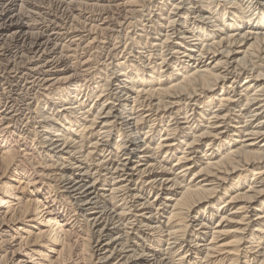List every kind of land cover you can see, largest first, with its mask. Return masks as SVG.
<instances>
[{"label": "bare ground", "instance_id": "obj_1", "mask_svg": "<svg viewBox=\"0 0 264 264\" xmlns=\"http://www.w3.org/2000/svg\"><path fill=\"white\" fill-rule=\"evenodd\" d=\"M139 1L128 0L117 8L131 13ZM148 1L155 8V16L150 19L151 26L141 29L146 36H140L149 38V28L152 29L156 36H151L152 45L142 42L146 39L138 40L137 54L110 63L114 72L102 71L107 79L96 81L93 87L81 82L79 73L60 70L62 61L54 57L55 47H49V40L43 42L44 35L34 33L41 27L29 16L34 11L24 10L26 5L29 7L28 0H0V69L16 76L8 74L9 80L13 79L8 87L11 92L18 80L27 81L34 76L29 83L36 91L32 103L41 116L37 121V111L32 113L28 119L32 130L27 132L41 146L39 154L44 152L51 164L40 167L36 174L23 166L25 159L34 157L33 142L31 145L24 133L16 140L18 119L15 120L20 111L14 105L17 101L5 104L0 94V171L7 180L0 186V211L13 199L19 206L0 212V226L10 225L8 228L12 229L8 232L0 228V254L7 244L22 239L19 249L13 251L14 258L19 256L16 260L30 245L41 250L30 248L32 253H27L32 260L41 257L36 264H80L72 262L67 254L73 247L74 231L70 225L84 223L89 228V238L93 236L90 228L94 236L98 235L89 252L91 260H98V264H264V0ZM69 4L74 5L73 1ZM104 25L99 26L102 33L111 27ZM95 38L93 43L94 39L98 41ZM8 41L15 45H7ZM18 55L23 59L19 65ZM90 59L82 63L83 68L88 67ZM20 65L27 67L25 75H21ZM37 86L43 94L37 93ZM94 96L92 106L83 102ZM169 117L170 122L163 125ZM181 117L185 127L179 121ZM149 119L153 127L159 123L161 131L166 132L153 149L151 142L160 136L152 128L143 134V124ZM174 121L177 123L172 126ZM118 129L120 136L116 140L113 132ZM114 146L119 149L117 160L106 161L114 158ZM101 148L110 154L97 162L100 155L95 153ZM162 154L164 160L158 162ZM199 154L202 157L197 161ZM172 159H177L176 165L168 170L165 166ZM191 175V183H187ZM236 175L239 176L234 179ZM199 178L203 179L196 183ZM133 186L141 188L134 190ZM50 191H56L62 209L60 201L50 197ZM144 191L155 193L158 198L163 193L165 198L159 200L161 209H157V215L152 211L148 216L139 215L138 211L134 215L138 220L128 222L125 210L131 209L132 201L143 212L151 208L152 203L142 198ZM254 213L255 219L251 217ZM216 219H220L219 227L209 234V225ZM194 224H198V229L191 239ZM251 227L254 229L249 233ZM229 228L235 231H228ZM132 231L137 233L136 238L131 236ZM109 236L105 243L104 238ZM139 238L148 243L143 250L134 242ZM0 258V264H5L7 255Z\"/></svg>", "mask_w": 264, "mask_h": 264}, {"label": "rangeland", "instance_id": "obj_2", "mask_svg": "<svg viewBox=\"0 0 264 264\" xmlns=\"http://www.w3.org/2000/svg\"><path fill=\"white\" fill-rule=\"evenodd\" d=\"M31 1V2H30ZM61 1H63V0H28V4H29V7H26L25 6V8H24V10H26V9H30L29 11H31V12H33L34 11V13L36 14H31V15H29L30 17H31V20H32V18H33V20L32 21H35L36 22V20H37V22L36 23H38L39 25H40V27L42 28H39V30H36V31H34V33L35 34H37L38 32L41 34V35H44V37H43V42H45V43H47V40H49V42H48V45L50 44V48H53V47H55V52H56V54L54 55V57L56 56V57H60V59H61V63H60V65L59 66H62L61 68H60V70L62 69H64V70H70L71 69V72L72 71H74V72H72V73H79L78 75H79V78H84V80H83V78H82V80H81V82H83L84 84H85V82H86V84L87 85H90V86H96V81H103V78H105L104 80H106L107 78L105 77L106 75H105V73H103V72H106V74H108V73H110V74H112L113 72H114V65H110V63H114V61L116 60V59H123V58H127V59H129L130 58V55L132 56V55H136L137 54V52H138V49H137V46L136 45H138L137 44V42H138V40H140V39H142L143 38V40L144 39H146V40H144V41H142L143 43H146L145 45H152L151 43H153L152 42V40L151 39H153L154 37H156L155 35H154V31L152 32L151 30H150V19H151V17H153V16H155V8H153V7H151V6H153L152 5V3L150 2V1H148V0H141V2H140V4H139V6H138V4H137V7L135 8V10H134V12H136V11H138V12H136V13H134V12H131L130 13V11H129V13L126 11V10H124V8H117V5H119V3L120 4H123L124 2H127L128 0H64L63 2H61ZM69 1V2H68ZM71 1H73V4L74 5H72V6H70L71 4H69ZM81 3H80V2ZM98 1V2H97ZM79 2V3H78ZM111 2H113V3H111ZM122 2V3H121ZM146 2V3H145ZM149 2V3H148ZM174 2H176V3H179V2H181V0H174ZM173 2V3H174ZM33 3V4H32ZM65 3V4H64ZM68 3V4H67ZM86 3H87V5H86ZM92 3V4H91ZM94 3V4H93ZM109 3V4H108ZM79 4V5H78ZM85 4V5H84ZM89 4H91V5H89ZM96 4H98V6L96 5ZM101 4V5H100ZM106 4V5H105ZM114 4V5H113ZM142 4H143V6H142ZM34 5V6H33ZM60 5V6H59ZM81 5V6H80ZM82 5H84V6H82ZM103 5H105V7L103 6ZM146 5H148V6H146ZM66 6H67V8H66ZM76 6H79V7H76ZM85 6L87 7V8H85ZM99 6H101V8L99 7ZM102 6H103V8H102ZM112 8V9H110V7ZM145 6V7H144ZM33 7V8H32ZM69 7L71 8V7H73V8H71L70 10H69ZM82 7V8H81ZM84 7V8H83ZM91 7H93V8H91ZM109 7V10L107 9ZM138 7H140V9L138 8ZM32 8V9H31ZM95 8H97V9H95ZM117 8V9H116ZM143 8V9H142ZM149 8V9H148ZM153 8V9H152ZM74 9H76V10H74ZM78 9H80V10H78ZM86 11H85V10ZM93 10L92 12H90V11H88V10ZM102 9V10H101ZM113 9L115 10V11H113ZM20 10V9H19ZM79 12H78V11ZM98 12H97V11ZM99 10H100V13H101V15H100V13H99ZM117 10V11H116ZM144 10V11H143ZM38 11V12H37ZM84 11V12H83ZM95 11V12H94ZM103 11V12H102ZM105 11V12H104ZM123 11V12H122ZM143 11V12H142ZM171 11H172V8H171ZM25 12V11H24ZM126 12V13H125ZM149 12V13H148ZM73 13H74V15H73ZM80 13H82V14H80ZM92 13V14H91ZM108 13V14H107ZM134 13V14H133ZM144 13V14H143ZM38 14V15H37ZM114 14V16L116 17H114L113 18V15ZM124 14H125V16H124ZM128 14V15H127ZM133 14V15H132ZM152 14H154V15H152ZM80 15V16H79ZM108 15L109 16H111V18H109L108 17ZM121 15V16H120ZM127 15V16H126ZM130 15V16H129ZM131 15H132V17H133V19H132V17H131ZM143 15V16H142ZM72 16V17H71ZM75 18H74V17ZM82 16V17H81ZM101 16V17H100ZM136 16V17H135ZM148 16V17H147ZM37 17V18H36ZM127 17H129V18H127ZM131 17V18H130ZM145 17V18H144ZM150 17V18H149ZM105 18H107V19H105ZM109 18V19H108ZM124 18V19H123ZM56 19V20H55ZM79 19V20H78ZM105 19V20H104ZM111 19H113V20H111ZM136 19V20H135ZM149 21H148V20ZM86 20V21H85ZM100 20V21H99ZM111 20V21H110ZM115 20V21H114ZM128 20V21H127ZM131 20V21H130ZM44 22V21H46V22H44V23H40V22ZM54 21H56V22H54ZM82 23H81V22ZM104 21H106V22H104ZM132 21H134V22H132ZM85 24H84V23ZM93 22V23H92ZM112 22V23H111ZM121 22H123V23H121ZM138 22V23H137ZM54 23H56V24H54ZM79 23V24H78ZM133 23H134V25H133ZM137 23V24H136ZM143 23V24H142ZM146 23V24H145ZM43 26H42V25ZM74 24H75V26H74ZM78 24V25H77ZM82 24V25H81ZM87 24H88V27H87ZM92 24H94V25H92ZM103 24H106V25H104V27H107V28H109L110 26V28H109V30H110V32H109V30H108V32L107 33H109V34H107L106 32H104V33H102V31L99 29V26H103ZM131 24V25H130ZM136 24V25H135ZM80 25V26H79ZM83 25H85V26H83ZM91 25H92V28L94 27L95 28V31H94V29L92 30V28H91ZM96 25H97V27H96ZM108 25V26H107ZM121 25V26H120ZM147 26V25H150V26H148V28H149V33H151V35H150V40H147V39H149V38H145V37H141L140 35H142L143 34V32H141L142 30H143V27L144 26ZM116 26V27H115ZM48 27V28H47ZM82 27V28H81ZM86 27V28H85ZM91 29H90V28ZM113 27H115V28H113ZM120 27V28H119ZM123 27V28H122ZM133 27H135V28H133ZM140 27V28H139ZM76 28V29H75ZM80 28V29H79ZM88 28V29H87ZM128 28V29H127ZM45 29V30H44ZM84 29V30H83ZM87 29V30H86ZM99 29V30H98ZM115 29V30H117L116 32L114 31L113 32V30ZM123 29H125V30H123ZM131 29H133L132 31H131ZM142 29V30H141ZM48 30V31H47ZM54 30H55V32L57 33H55L54 32ZM59 30V31H58ZM76 30V31H75ZM78 30V31H77ZM86 30V31H85ZM96 30H98V31H96ZM120 30H122V31H120ZM84 31V32H83ZM88 31V32H87ZM94 31V32H93ZM99 31H101V32H99ZM129 31V32H128ZM60 32V33H59ZM78 32V33H77ZM95 32H96V34H95ZM122 32V33H121ZM128 32V33H127ZM135 32V33H134ZM44 33V34H43ZM54 33V34H53ZM59 33V34H58ZM89 33H90V35H89ZM106 33V34H105ZM113 33V34H112ZM49 34V35H48ZM95 34V35H94ZM121 34H123V35H121ZM129 36H128V35ZM156 34V33H155ZM48 35V36H47ZM51 35V36H50ZM58 35V36H57ZM85 35V36H84ZM88 35V36H87ZM110 35V36H109ZM130 35H131V37H130ZM50 36V37H49ZM74 36V37H73ZM101 36V37H100ZM107 36H109L108 38H110V39H108L107 38ZM112 36H114V37H112ZM119 36H122V37H119ZM139 36V37H138ZM143 36H146V34L144 35L143 34ZM153 38H152V37ZM49 37V38H48ZM68 37V38H67ZM81 37V38H80ZM88 37V38H87ZM95 37H98L97 38V40L98 41H101V42H98V41H96L95 39ZM136 37V38H135ZM138 37V38H137ZM80 38V40H78ZM92 38H95L94 39V43H93V39ZM112 38V39H111ZM115 38V39H114ZM118 38H119V41H118ZM123 40H122V39ZM127 38H128V40H127ZM130 38V39H129ZM45 39V40H44ZM54 39V40H53ZM58 39V40H57ZM64 39V40H63ZM82 39H84V40H82ZM102 39V40H101ZM104 39V40H103ZM132 39H133V41H132ZM61 40V41H60ZM69 40H70V42H69ZM89 40V41H88ZM121 40V41H120ZM135 40V41H134ZM74 41H76L78 44L80 43V46L79 45H77V43L76 42H74ZM79 41H83V42H79ZM87 41V42H86ZM91 41V42H90ZM106 43H104V42ZM107 41V42H106ZM122 42V43H118V42ZM9 42V41H8ZM6 43L7 45H15L14 43H12L11 41L9 42V43ZM53 42L55 43V44H53ZM84 42H86V43H84ZM114 42H115V44H114ZM60 43V44H59ZM75 43V44H74ZM91 43H93V44H90ZM110 43V44H109ZM112 43V44H111ZM127 43V44H126ZM133 43V44H132ZM53 44V45H52ZM58 44H59V46H61L60 48H59V46H58ZM63 44V45H62ZM65 44H67V45H65ZM88 46H87V45ZM117 44V45H116ZM129 44V45H128ZM136 44V45H135ZM90 45V46H89ZM93 45H95V46H93ZM116 45V46H115ZM100 46H102V47H100ZM107 46V47H106ZM114 46V47H113ZM136 46V47H135ZM63 47V49H61ZM65 47V48H64ZM88 49H87V48ZM92 47V48H91ZM104 47V48H103ZM109 47V48H108ZM113 49H112V48ZM70 48V49H69ZM95 48V49H94ZM98 50H97V49ZM100 48H102V49H100ZM128 48V49H127ZM134 48V49H133ZM67 49H68V51H67ZM92 49H93V51H92ZM104 49H106V50H104ZM109 49H110V51H109ZM115 49V50H114ZM127 49V50H126ZM58 50V51H57ZM64 50H66V51H64ZM70 50V51H69ZM77 52H76V51ZM91 50V51H90ZM97 50V51H96ZM116 50H119V52L118 51H116ZM130 50V51H129ZM133 50V51H132ZM148 51H150V49L148 50ZM14 52H15V50H14ZM17 52V51H16ZM58 52V53H57ZM62 52V53H61ZM86 52V53H85ZM101 54H100V53ZM103 52V53H102ZM112 52V53H111ZM132 52V53H131ZM106 53V54H105ZM109 53H111V54H109ZM117 54V55H115V54ZM63 54V55H62ZM84 54V55H83ZM89 56H88V55ZM90 54H92L91 56H90ZM118 54H119V56H118ZM74 55V56H73ZM63 58H62V57ZM83 56V57H82ZM97 56H98V58H97ZM108 56V57H107ZM113 56V57H112ZM118 56V57H117ZM129 56V57H128ZM22 57V55H18V59H16V61H17V64L19 65L20 64V62L22 63L23 62V59H22V61H21V58ZM69 59L70 57L72 58H70L69 60L67 59V58ZM77 57V58H76ZM92 57V58H91ZM117 57V58H116ZM26 58V57H25ZM65 58V59H64ZM91 58V59H90ZM106 58V59H105ZM107 58H109V59H107ZM63 59V60H62ZM77 59V60H76ZM88 59H90L89 61H91V62H89L88 61V67L87 68H83V64L82 63H85V62H87V60ZM93 59V60H92ZM96 60V63H95V60ZM111 59V60H110ZM114 59V60H113ZM15 60V59H14ZM105 60V61H104ZM20 61V62H19ZM66 61H68V62H66ZM80 61V62H79ZM108 61V62H107ZM65 62V63H64ZM93 62V63H92ZM68 63V64H67ZM70 63H71V65H70ZM81 63V64H80ZM90 63V64H89ZM101 63H102V65H101ZM79 64V65H78ZM105 64V65H104ZM69 65L71 66L70 68H69ZM74 65V66H73ZM101 67H100V66ZM23 65H20L19 66V68L21 69V67H22ZM80 66H81V69H80ZM91 66V67H90ZM104 66V67H103ZM107 66V67H106ZM95 69H94V68ZM99 67V68H98ZM110 67V69H108ZM90 68H92V70L90 69ZM26 69H27V67L26 66H23L22 67V69L20 70V72L22 73L21 75H25V73H27V71H26ZM83 69V70H82ZM88 69H90L89 71H88ZM95 71H94V70ZM98 69V70H97ZM102 69V70H101ZM107 69H108V71H107ZM2 69H0V87H1V92H0V94H1V98L3 99V101L2 102H6V103H10L11 105L13 104V102H14V100H16L17 101V103H15L14 102V105H16V110L18 111V110H20L19 112H17L16 113V115H17V118H16V120L15 121H17V119H18V121L16 122L17 124H16V127H17V130L15 131V133H14V135H15V138H16V140L18 141V140H20V135L21 134H25L26 135V137H27V141L32 145V142H33V138L34 137H32V135H31V133H28L27 131L28 130H32V128H30L31 126H32V124H31V122L32 121H30V120H28V119H30V117H33L32 116V113H34L35 111H37L36 113L37 114H35L34 115V117L37 119V118H39L40 116H41V114L39 113V111L38 110H36L37 108H36V106H34V102H33V95L32 94H35V92H34V89H33V91H32V86H30V82H31V80L32 81H34L33 80V77L34 76H30L29 77V79L27 80V81H25V80H18L19 82H18V84H16V86L17 87H15L14 88V91L13 92H11L10 91V89L8 88L9 86H11V84H13L12 82H10V81H13V79L12 78H10V80H9V78H8V74L11 76L12 75V77H16L15 76V74H12L10 71H7V72H5L4 73V71L2 70ZM76 70V71H75ZM86 70V71H85ZM78 71V72H77ZM83 71H85V72H83ZM92 71V72H91ZM94 71V72H93ZM98 71V72H97ZM103 71V72H102ZM113 71V72H112ZM20 72H19V77H22L21 75H20ZM108 72V73H107ZM172 72V71H171ZM90 73H92L91 75H92V77H91V75H90ZM81 74H83V75H81ZM3 75V77H1ZM41 75H43L42 73H41ZM88 75H89V77H88ZM96 75V76H95ZM102 75V76H101ZM44 77V76H43ZM88 77V78H87ZM31 78V79H30ZM91 78V79H90ZM93 78V79H92ZM95 78V79H94ZM8 79V80H7ZM88 79V80H87ZM30 80V81H29ZM86 80V81H85ZM7 81V82H6ZM88 81V82H87ZM95 81V82H94ZM3 82V83H2ZM91 82V83H90ZM105 82V81H104ZM9 83V84H8ZM11 83V84H10ZM17 83V82H16ZM5 86H4V85ZM15 85V84H14ZM13 85V86H14ZM24 86V87H23ZM6 87V88H5ZM19 87H20V90H19ZM31 87V88H30ZM23 88V89H22ZM30 88V89H29ZM5 89V90H4ZM39 87L37 86L36 88H35V90H37L38 92L37 93H40V94H43L44 92H41V90L39 89ZM44 89V88H43ZM42 89V90H43ZM26 90V91H25ZM28 90V91H27ZM17 91V92H16ZM19 91V92H18ZM4 93H6V94H4ZM19 93H21V94H19ZM23 93V94H22ZM29 93V94H28ZM16 94V95H15ZM25 95H26V97H25ZM30 95V96H29ZM22 96V97H21ZM25 97V98H24ZM6 98V99H5ZM11 100H10V99ZM22 98V99H21ZM22 101H21V100ZM25 99V100H24ZM28 99V100H27ZM30 99V100H29ZM89 99V100H88ZM96 100V97L94 96L93 98L92 97H86L85 98V100L83 99V102L84 103H86V105H89L90 106V104H91V106H92V104H93V102ZM9 101V102H8ZM148 101H151L150 99H148ZM22 102H24V103H22ZM28 102V103H27ZM33 102V103H32ZM5 103V104H6ZM19 103V104H18ZM5 104H3L2 105V109H4V105ZM25 104V105H24ZM32 104H33V106H32ZM31 105L32 107V109L33 110H28V107ZM18 107V108H17ZM24 107V108H23ZM23 108V109H22ZM27 108V109H26ZM35 108V109H34ZM26 109V110H25ZM6 110V109H5ZM144 110V109H143ZM33 111V112H32ZM27 112H28V114H27ZM30 112V113H29ZM193 113H190V116L192 115ZM15 115V114H14ZM163 117H165V116H161V118H163ZM183 117V116H182ZM181 117V120H179L180 121V123L182 122L183 123V127H185V121L183 120V118ZM24 118V119H23ZM161 118H159V119H161ZM156 120V119H155ZM170 117L169 118H167V120H166V123L165 124H163V125H167L168 124V121L170 122ZM37 121H38V119H37ZM178 121V120H177ZM177 121L175 122H171V124H172V126L174 125V124H176L177 123ZM26 123H30V125L28 126ZM26 124V125H25ZM154 124V123H152V122H150V119H149V121H147V122H145L144 124H143V134H146L148 131H150L151 130V128L153 129V131H155L156 133H157V136H158V134H159V138H157L155 141L153 140L151 143H152V149L153 148H156V146L161 142L160 141V139H161V137H163L165 134H166V132L165 131H161L162 130V125L161 124H159V123H157V125H155V127H153L152 125ZM29 128H28V127ZM158 126V127H157ZM26 127V128H25ZM28 129V130H27ZM157 129V130H156ZM147 131V132H146ZM162 133H161V132ZM27 133V134H26ZM120 136V132H119V129L118 130H115L114 132H113V138L115 137V139L116 140H118V137ZM31 137V138H30ZM179 139V138H178ZM94 142V141H93ZM102 144H104V143H102ZM156 144V145H155ZM92 145V142H91V144H89L88 145V147L90 148V146ZM154 146V147H153ZM39 147V148H38ZM32 148L34 149L33 151V153L32 154H34V157L32 158V159H28L29 160V162H28V160L27 159H25V163L23 164V166L26 168V169H31L30 171L32 172V174H36L37 172H35V171H37V170H41L42 168H40V167H46V166H48L47 164H49V166L51 165L50 163H48L49 162V160H47V159H45L46 157L44 156V152H42L41 154H39V150H41V146L40 145H38L37 143H35V142H33V145H32ZM36 149H38V150H36ZM104 150V149H103ZM102 150V148H101V150H100V152L99 151H97L95 154H97L98 155V153H99V155L100 156H97L96 157V159L95 160H97V162L98 161H103V158H107V157H109V154H110V152H108V151H106V152H102L103 151ZM116 150V151H115ZM118 152H119V149H118V146H114L113 147V155H114V158H110V159H108L107 158V160L106 161H108V160H117V154H118ZM115 153V154H114ZM108 154V155H107ZM104 155V156H103ZM121 156L123 155V153L122 154H120ZM102 156V157H101ZM202 157V155H200L199 154V157H197V159H195V160H200V158ZM163 157H165V154H162L160 157H159V159H158V162H163V160H164V158ZM100 158V159H99ZM199 158V159H198ZM38 159V160H37ZM36 160H37V162H36ZM39 161V162H38ZM45 161V162H44ZM101 161V162H102ZM42 163V165H41V163ZM176 162H177V159H172L170 162H167L168 164H166V165H168L167 167L163 164V166H165V168H168V170L169 169H173L174 168V165H176ZM44 163H46V164H44ZM115 163V165H117L118 163H116V162H114ZM155 163H157V162H155ZM154 163V164H155ZM43 164H44V166H43ZM201 162L199 163V167L201 166ZM34 165V166H33ZM177 172H181V170H178ZM177 172H175L176 174H177ZM3 172L2 171H0V186H2V185H4V184H6V182H7V180L5 179V177H3V174H2ZM103 174H105V173H103ZM238 176L239 175H236L235 176V178L234 179H237L238 178ZM36 177V176H35ZM192 175L191 176H189V178H188V180H187V183H191V179H192ZM202 179L203 178H199L198 180H196V183H199L200 182V180L202 181ZM231 181L232 180H230L228 183H231ZM102 185H104V183H102ZM206 185V184H205ZM183 186H184V184H183ZM102 188V186H99V188ZM135 187V188H134ZM140 188H141V186H139ZM138 186H133V188L132 189H134V190H136V189H138L139 188ZM107 188H109L110 189V187H107ZM248 189H249V187H247V189H245L246 191H248ZM51 192V195H50V197L51 198H54V200L55 199H57L58 201H60V203H59V209H62V205H60V204H62V201H61V199H59V198H57V194H56V191H54V192H52V191H50ZM109 195V194H111V192L109 193V192H106V195ZM160 194V193H159ZM144 197L146 198V199H148L149 201H150V203H152V205H151V208H148L147 210H145L144 212L143 211H141L139 208H135L134 206H136L137 204L136 203H134V201H132L131 202V204H130V207H131V211L130 210H125L126 212H127V214H129L128 215V222H133V223H135V221L136 220H138L137 218L135 219V217H134V215L136 214V213H138V211H140L141 213H139V215H143V216H148V214H150V212H152V211H154L153 213L155 214V215H157L158 214V211H157V209L159 208V209H161V203H160V201L159 200H162V198L164 199L165 198V196L163 195V193L161 192V194H160V196H159V198L157 197V195L155 194V193H153V194H149L147 191H144L143 192V199H144ZM156 197L158 198V199H156ZM155 200V202H152V201H154ZM13 201V203L11 204V205H8L4 210H1L0 212L1 213H3L4 211H6L8 208H9V206H12L13 208H15V209H18V201H15L14 199L12 200ZM50 201V200H49ZM134 203V204H133ZM142 203H144V200L142 201ZM52 204V203H51ZM54 204V203H53ZM156 204V205H155ZM122 205V204H121ZM153 206V207H152ZM136 207H138V206H136ZM154 207H155V209H154ZM127 209H129V208H127ZM158 209V210H159ZM62 211V210H61ZM12 213H13V211H11ZM132 212V213H131ZM135 212V213H134ZM1 213H0V220H1V217H3L2 215H1ZM195 213V214H194ZM193 213V215H196V212H194ZM255 214L256 213H254L251 217H253V219H255L254 218V216H255ZM71 217L73 218L74 217V214L72 213V215H71ZM132 218V219H131ZM74 219V218H73ZM135 219V220H134ZM161 221L163 222V223H165L166 222V219H164V218H162L161 219ZM220 221V219H216V220H214L210 225H209V227L211 228V230H208V233L209 234H211L212 233V231H213V229H216L217 227H219V222ZM219 222V223H218ZM136 225H139L138 223L136 224ZM197 225L198 224H194V228H192L191 230H190V232L192 233V236H191V239L192 238H194L193 237V233L195 232L194 230H196V229H198V227H197ZM213 225V226H212ZM10 226V225H9ZM8 226V227H9ZM212 226V227H211ZM217 226V227H216ZM227 226V225H226ZM228 226H230V225H228ZM235 226V225H234ZM5 227V225H2V226H0V228H2L1 230H3V231H8V232H10L12 229L11 228H4ZM70 227H71V229H73V237H71V241H72V251L71 250H69L70 252V254L68 255L67 254V256H68V258H70L71 259V261L72 262H75V260H76V262L77 261H79V263L80 264H98V260H96V259H92L91 260V245H93L94 247H95V245H96V240H98V235L96 234L95 236H94V234H93V230L90 228V234L91 235H93L92 236V239L91 238H89L88 237V235H89V228H86V226L84 225V223H81V224H77L76 223V225H70ZM73 227V228H72ZM75 227V228H74ZM132 228V227H131ZM254 229V227L252 228H250L249 229V233H250V230H253ZM1 230H0V233H1ZM82 230V231H81ZM128 230H130V229H128ZM207 231V230H206ZM228 231H235V228H229L228 229ZM92 232V233H91ZM35 233H37L36 231H35ZM133 233V231L131 232V234ZM113 234H115V233H113ZM1 235V234H0ZM5 235V234H4ZM111 235V234H110ZM136 235V236H135ZM7 236H11V233H8V235ZM25 238H27L28 237V235H23ZM34 236V235H33ZM33 236H31V239L32 240H30V241H34V238H33ZM133 238H136L137 237V233L135 232V233H133L132 235H131ZM135 236V237H134ZM18 238H19V236H18ZM21 238V237H20ZM90 240H89V239ZM11 238L9 237V238H7L6 240H10ZM211 239V237L209 236V240ZM16 240V239H15ZM18 240V241H17ZM16 240V242H11V245H9V244H7L6 246L7 247H4L3 249H4V251H3V249H2V251H1V256L3 255H7V258H6V261H5V264H12V262L14 261V262H16V264H36L37 262H40V260H41V257L40 256H35V258L32 260V259H30V254L32 253L31 251H29V249L30 248H32V250H34V248H36V249H38L37 247H29V246H26L24 249H23V252H22V254H20V259L19 260H16L17 258H19V256L18 257H15L14 258V256H13V251H16L17 249H19V246L21 245V243H22V239H17ZM88 240H89V242H88ZM110 240V236L109 237H106V238H104V241H105V243L107 242L108 243V241ZM94 241V242H93ZM140 241V242H139ZM134 242H137L139 245H141V250H143V248L142 247H146V244L148 245V243H144V242H142L141 240H140V238L138 239V240H135ZM134 244V243H133ZM32 246V245H31ZM85 247V248H84ZM88 247V248H87ZM7 251H6V250ZM83 249V250H82ZM88 249V250H87ZM90 249V250H89ZM82 250V251H81ZM38 251H41L40 249H38ZM85 251H88V252H85ZM140 251V250H139ZM90 252V253H89ZM27 253H29V255L27 254ZM73 253V254H72ZM76 253V254H75ZM84 253H85V255H84ZM82 254V255H81ZM90 254V255H89ZM71 255V256H70ZM78 255V256H77ZM82 256L83 257H85V258H82ZM14 259H13V258ZM73 257V258H72ZM1 259V258H0ZM69 259V260H70ZM119 259V260H118ZM118 259H116V260H114V263H116L117 262V260L118 261H120L121 260V258H118ZM8 260V261H7ZM85 260V261H84ZM20 261H24L23 263H21ZM80 261H82V262H80ZM42 264H49V261H47V262H43Z\"/></svg>", "mask_w": 264, "mask_h": 264}]
</instances>
